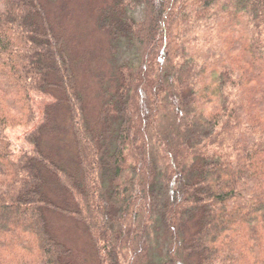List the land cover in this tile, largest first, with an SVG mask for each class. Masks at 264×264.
<instances>
[{"label": "trees", "instance_id": "obj_1", "mask_svg": "<svg viewBox=\"0 0 264 264\" xmlns=\"http://www.w3.org/2000/svg\"><path fill=\"white\" fill-rule=\"evenodd\" d=\"M51 1L0 5V264H72L51 212L84 227L98 264H264V0L105 2L95 26L129 59L93 117ZM46 94L71 169L41 127L20 156L6 136Z\"/></svg>", "mask_w": 264, "mask_h": 264}, {"label": "rangeland", "instance_id": "obj_2", "mask_svg": "<svg viewBox=\"0 0 264 264\" xmlns=\"http://www.w3.org/2000/svg\"><path fill=\"white\" fill-rule=\"evenodd\" d=\"M108 0H52V18L58 32L64 35L67 48L75 65L78 88L84 98L86 112L96 115L102 85L111 77L116 64L126 62L129 55L121 53L112 58L107 39L95 26L99 8ZM3 0H0V5ZM139 19V15H136ZM36 121L30 127L9 129L6 136L14 152L20 156L31 149L26 137L41 127V142L45 153L60 165L71 169L75 156L70 131L66 125L65 107L53 94L39 95L34 100ZM48 116V118L46 117ZM53 200L59 205L69 200L53 182L50 184ZM69 203V202H68ZM51 231L70 250L72 264H98L93 247L84 227L58 213H49Z\"/></svg>", "mask_w": 264, "mask_h": 264}]
</instances>
